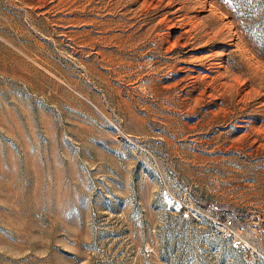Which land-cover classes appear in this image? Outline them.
<instances>
[{
  "label": "rangeland",
  "instance_id": "374dc122",
  "mask_svg": "<svg viewBox=\"0 0 264 264\" xmlns=\"http://www.w3.org/2000/svg\"><path fill=\"white\" fill-rule=\"evenodd\" d=\"M0 264H264V0H0Z\"/></svg>",
  "mask_w": 264,
  "mask_h": 264
},
{
  "label": "built area",
  "instance_id": "2783aa9c",
  "mask_svg": "<svg viewBox=\"0 0 264 264\" xmlns=\"http://www.w3.org/2000/svg\"><path fill=\"white\" fill-rule=\"evenodd\" d=\"M183 216H188V212H186V211H184L183 212ZM231 222H232V220L230 219V218H227L226 220H225V223H227V224H231ZM240 227H242V225L240 226ZM232 245L233 246H236L237 244H236V242H232Z\"/></svg>",
  "mask_w": 264,
  "mask_h": 264
}]
</instances>
